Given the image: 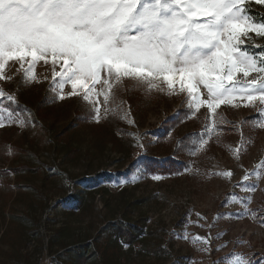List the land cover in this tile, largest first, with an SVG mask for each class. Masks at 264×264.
<instances>
[{
  "label": "rangeland",
  "instance_id": "374dc122",
  "mask_svg": "<svg viewBox=\"0 0 264 264\" xmlns=\"http://www.w3.org/2000/svg\"><path fill=\"white\" fill-rule=\"evenodd\" d=\"M252 14L264 16V4L253 0ZM18 67L9 62L12 79L0 80L27 122L0 127V264H230L233 252L264 261V168L257 169L264 128L252 123L256 108L221 106L220 134L190 154L207 109L184 119L186 93H148L125 81L117 110L105 116L102 106L97 123L79 97L55 98L50 64L37 65L40 82L31 84L21 83ZM228 171L230 178L217 174ZM254 171L260 179L247 182L254 191L237 186ZM120 220L132 235L113 225ZM197 236L211 237L208 245L193 243Z\"/></svg>",
  "mask_w": 264,
  "mask_h": 264
},
{
  "label": "snow or ice",
  "instance_id": "6c2138e0",
  "mask_svg": "<svg viewBox=\"0 0 264 264\" xmlns=\"http://www.w3.org/2000/svg\"><path fill=\"white\" fill-rule=\"evenodd\" d=\"M252 3L0 0V80L12 79L5 71L9 62H15L22 84L39 83L37 65L41 61L50 64L55 98L79 97L97 123L102 106L105 116L117 110L116 91L125 81L148 93H186L184 119L207 109L205 133L197 134L198 146L189 148L194 154L207 145L205 136L220 134L218 125L226 122L218 111L221 106L256 108L258 116L252 123L264 128V45L255 44L252 38V34L264 38V16L252 14ZM254 3L264 4V0ZM66 86H70L67 93ZM25 111L14 94L0 88V127L12 123L25 127ZM120 118L127 119V113ZM234 151L238 154L239 148ZM8 154H12L11 148ZM259 168H264V161ZM217 174L232 175L230 171ZM250 176L260 179L259 171L246 173L237 186L254 191L256 184L247 183ZM152 178L161 179L158 175ZM229 199L235 201L236 197ZM245 199L250 203V197ZM244 211H249L247 204ZM210 238L197 236L193 243L208 245ZM236 243L246 241L237 239ZM227 259L230 264H264L235 252Z\"/></svg>",
  "mask_w": 264,
  "mask_h": 264
},
{
  "label": "trees",
  "instance_id": "16d2710c",
  "mask_svg": "<svg viewBox=\"0 0 264 264\" xmlns=\"http://www.w3.org/2000/svg\"><path fill=\"white\" fill-rule=\"evenodd\" d=\"M176 121H174L173 122V124L175 123ZM168 130H165L164 129V132H167ZM168 162L169 163H172V164H176L177 163V161H173L172 159H168ZM9 188H11L12 189V185H10V183H9ZM116 223H113V225H117V223H118V227H119V229L120 230H126V231H128L129 233H131V235H132V225L130 224V223H127L125 220H120V221H115ZM1 233V232H0ZM127 242H129V243H133V241H132V239H130V240H128ZM94 255H93V253L89 256V257H93Z\"/></svg>",
  "mask_w": 264,
  "mask_h": 264
}]
</instances>
